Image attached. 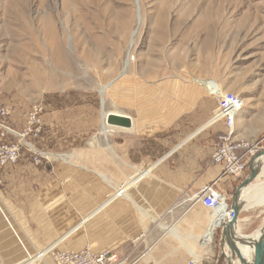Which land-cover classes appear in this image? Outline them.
<instances>
[{
	"label": "rangeland",
	"instance_id": "1",
	"mask_svg": "<svg viewBox=\"0 0 264 264\" xmlns=\"http://www.w3.org/2000/svg\"><path fill=\"white\" fill-rule=\"evenodd\" d=\"M50 23L60 45L61 65L51 58ZM221 92L233 93L241 101L234 121L237 139L256 144L264 137V0H0V108L8 111L6 122L20 135L35 105L43 112L60 105L73 114L94 112L100 121L103 111L115 110L130 114L146 129H169L188 106L201 101L217 105L212 95ZM206 122L197 131L208 126ZM42 129L43 122L36 136L13 138L19 144V157L15 164L0 167V172L19 169L12 181L16 194L34 189L39 194L36 206L22 199L13 207L8 203L11 193L4 192L0 180V210L29 253L0 216L6 229L0 233V248L5 251L0 264L12 260L56 264L54 253L59 250L44 255L51 242L42 238L60 235L58 224L44 230L40 224L34 227L28 217L31 209H41L43 198L36 184L29 185L30 175L36 173L33 182L40 183L38 170L48 169V160L33 161L47 153ZM176 136L172 128L164 132V149L174 144ZM259 145L264 149V141ZM248 175L249 168L240 182ZM263 182L260 174L253 184ZM26 184L28 191L23 190ZM80 194L69 191L67 197L74 201ZM232 200H227L228 209ZM61 206L58 201V206L41 210L40 215L53 224L59 223L63 209L74 217L75 207ZM247 206L238 215L251 218L237 226L244 238L249 235L239 230L252 233L264 227V200ZM15 245L17 256L11 254ZM220 247L217 264H229L222 241Z\"/></svg>",
	"mask_w": 264,
	"mask_h": 264
},
{
	"label": "crops",
	"instance_id": "2",
	"mask_svg": "<svg viewBox=\"0 0 264 264\" xmlns=\"http://www.w3.org/2000/svg\"><path fill=\"white\" fill-rule=\"evenodd\" d=\"M68 109L60 105L44 110L42 140L44 150L47 149L49 154L48 169L38 170L37 173H42L40 183L33 182L36 173L30 175L29 185L36 184L43 192L41 209L28 212L30 221L34 227L40 224L44 230L58 224L60 234L54 239L50 234L44 235V242L51 243L43 254L51 249L93 247L96 252L109 251L119 257L131 252L133 257H138L151 247L136 264H189L191 261L193 264H217L219 251H222L221 227L209 241V235H205L209 212L193 197L205 186L215 183L216 190L227 200L233 199L241 180L223 176L222 167L211 161L217 137L224 131L223 124L206 125L197 131L200 124L203 126L205 120L210 119L216 104L201 101L188 106L166 130L163 127L146 129L138 121L134 123L130 114L117 111L132 119V127L125 130L108 127L106 134L101 132L102 119L100 121L96 113L73 114ZM171 128L177 136L174 144L164 149L163 134ZM237 130L238 126L236 138ZM17 175V168H5L0 172L4 192L11 193L9 205L15 207L14 204L24 199L30 206H36L39 194H35V189H29L30 192L24 195L14 192L16 187L12 181ZM263 184L252 183L255 190L244 194L245 204H258L264 190L257 189ZM28 188L26 184L23 190ZM69 191L81 194L72 201L67 197ZM58 201L62 202L61 207L66 204L76 210L74 217L64 209L59 211V223L53 224L45 220L40 211L58 206ZM0 212L16 241L28 253L8 217L2 209ZM224 218L227 221V214ZM250 219L238 217L235 227L238 238L242 237L237 232L240 221ZM261 228L252 233H240L239 230V234L249 235L246 239L250 240ZM5 232V227L0 224V233ZM17 245L12 246V255H18ZM223 250L228 252L226 247ZM3 252L0 248V254ZM20 262L12 260V264ZM23 264L33 263L25 261Z\"/></svg>",
	"mask_w": 264,
	"mask_h": 264
},
{
	"label": "built area",
	"instance_id": "3",
	"mask_svg": "<svg viewBox=\"0 0 264 264\" xmlns=\"http://www.w3.org/2000/svg\"><path fill=\"white\" fill-rule=\"evenodd\" d=\"M212 96H214L217 105L208 120L209 125L222 123L224 131L217 137L211 154V161L213 164L222 167L223 176L240 178L245 174L252 159L256 157L255 154L264 151L263 147L259 145H262L264 137L256 144L238 140L235 137L234 121L237 113L242 108L241 101L235 94L230 92H221L219 95ZM8 114L6 109L0 108V167L15 164L19 157V144L18 141H13V138L16 139L26 134L34 136L39 134L43 108L35 105L29 110L23 135H20L8 125L6 122ZM40 158L49 160V154H41L39 157L34 156V163H40ZM193 198L200 201L201 205L209 212L208 227H210L222 206H225L227 210L231 209H228L226 196L216 190L215 183L202 188ZM222 223H224V220L213 228L211 236L221 227ZM133 244L137 246L136 242ZM150 249L151 247L146 248L138 257H133L131 252L119 257L109 251L94 252L87 247L79 251L59 250L54 253V257L56 264H136ZM189 264H193V261Z\"/></svg>",
	"mask_w": 264,
	"mask_h": 264
},
{
	"label": "bare ground",
	"instance_id": "4",
	"mask_svg": "<svg viewBox=\"0 0 264 264\" xmlns=\"http://www.w3.org/2000/svg\"><path fill=\"white\" fill-rule=\"evenodd\" d=\"M123 26H126V25H124V23H123ZM48 31H49V34H48V40H49L48 41V44H49V47H50V50H51V58H52V61L54 63L58 64V65H61V62H62V53H61L60 45L57 42L56 37H55V30H54V28H53V26H52L51 23L49 24ZM92 58H90V59H92ZM97 59L98 58L96 56L95 60H97ZM49 74H51V73L49 72ZM48 76H50V75H48ZM101 107L102 108L104 107V101H103V99L101 101ZM122 114L123 113H121V114L119 113L118 114L117 111H110V112L109 111H106V112L103 111V113H102V116H103L102 117V130H101L102 134H106V132H107V128H108V125H107L108 116H116V117L126 118V119L129 117V116L127 117L126 115L124 116ZM131 121H132V119L130 120V122ZM131 127H132V122H131ZM255 164L257 165V169H259V173H258V176H259L260 174H262V172H264V154H261V155H259L256 158ZM252 183L253 182H251V184L246 189H244V191L240 195V200L243 203L242 209L244 208V205H245L244 204L245 203L244 202L245 199H242L243 196H246L244 194H248V192H252L253 190H255V188L253 189L254 185H252ZM260 189L264 190V184L261 185L259 187V189H257V190H260ZM261 192H263V191H261ZM260 200H264V196ZM247 207H250V206H247ZM224 214H227V221L224 218ZM233 216H234V213H233L232 208L230 210H227L225 208V206H222L221 207L220 212L217 214L216 218L213 220L212 224L210 225V227H208V230L206 231V234L205 235L207 237L209 235V241H210V237H211L213 228L216 227V226H218L221 223L222 220H224V223H225V221H226V223L229 222L230 220H232ZM236 223H237V219H236ZM236 223L234 224L233 230L231 231L232 232L231 240L234 241L233 243H234V245H235V247L237 249V252H239V256H240L241 260L242 261L244 260L245 263H249L250 264V263L253 262V258H254V255H255V249H254L253 243L247 242V241H249L248 239H246L248 236L245 237L246 242H244L242 239H240V238L237 237V235H236V228H235L236 227ZM260 234H261L260 233V230L257 231L254 234V236L250 239V241L257 240L259 238ZM241 243L244 244V245H246L245 248L244 247L242 248V246L240 245ZM222 245H223V248L226 247V250H227L228 246L226 245L225 241H223V244ZM263 252H264V250H263ZM225 256H226L228 262H230V264H243L241 262V260L237 258L236 252L232 251L230 248H228V252L225 253ZM236 261H237V263H236Z\"/></svg>",
	"mask_w": 264,
	"mask_h": 264
},
{
	"label": "water",
	"instance_id": "5",
	"mask_svg": "<svg viewBox=\"0 0 264 264\" xmlns=\"http://www.w3.org/2000/svg\"><path fill=\"white\" fill-rule=\"evenodd\" d=\"M107 121H108L107 122L108 127H117V128H122V129H129L131 127V122H130V119L128 118L126 119V118H120L116 116H108ZM261 154H264V151L259 153L258 155H256V157L252 159V162L248 166L249 175L241 182V184L239 185V187L236 189L234 193L232 205H231V208L234 213L232 220H230L226 224L225 223L221 224L222 244H223V241H225L228 248L236 252V256L240 260L241 258L239 256V252H237V249L233 243L234 241L231 240V237H232L231 231L233 230L234 224L236 223V219L238 218V215L240 211L242 210V202L240 200V195L244 191V189H246L251 184V182H253L258 176L259 169H257V165L255 164V161H256V158ZM260 233L261 234L257 240L247 241L249 243H253V246L255 249V255L253 258V262L250 264H264V252H263L264 250V227L261 228ZM240 239L246 242V239L244 237ZM241 262L243 264H249V263H245L244 260L243 261L241 260ZM228 263L230 264V262Z\"/></svg>",
	"mask_w": 264,
	"mask_h": 264
},
{
	"label": "trees",
	"instance_id": "6",
	"mask_svg": "<svg viewBox=\"0 0 264 264\" xmlns=\"http://www.w3.org/2000/svg\"><path fill=\"white\" fill-rule=\"evenodd\" d=\"M246 170L248 171V168Z\"/></svg>",
	"mask_w": 264,
	"mask_h": 264
}]
</instances>
